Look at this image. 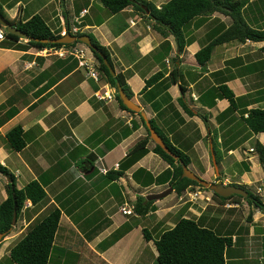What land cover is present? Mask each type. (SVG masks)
Instances as JSON below:
<instances>
[{"label": "crops", "instance_id": "0c3cea01", "mask_svg": "<svg viewBox=\"0 0 264 264\" xmlns=\"http://www.w3.org/2000/svg\"><path fill=\"white\" fill-rule=\"evenodd\" d=\"M147 1L159 8L168 0ZM0 5L13 21L38 14L60 35H92L105 46L113 68L132 91V100L152 119L156 131L189 157L187 166L193 173L209 182L247 187L257 183L262 192L257 193L256 186L248 190L264 202V171L256 153L249 150L255 141L264 144V132H251L244 121L248 109L264 107V41L219 43L208 61L200 64L195 53L230 25L229 16L214 12L197 17L184 28L185 44L180 49L173 35L154 28L146 8V14L131 5L110 13L99 0H64L63 4L60 0H0ZM242 15L251 27L264 29V0H247ZM9 42L0 40V164L17 188L37 180L46 192V198L35 205L26 201L21 212L28 206H36L37 211L25 228L53 207L61 212L47 264H149L157 255L153 240L174 226L169 219L182 205L180 217L231 237L225 264H264L263 213L244 197L213 199L211 190L190 186L187 190L202 192L191 202L170 204L173 195L169 194L177 198L172 190L153 200V210L144 215L122 213L123 203L134 205L137 197L147 199L148 194L169 187L167 177L145 183L149 175L155 177L170 168L152 150V140L142 157L113 178L118 170L115 164L147 135L141 115L121 108L115 89L89 76L77 58L50 55L43 50L51 47H32L24 38ZM81 48L92 58L86 45ZM221 84L233 92L234 107L217 96ZM105 90L111 99L96 98L97 92ZM15 126L21 127L25 141L19 151L10 148L6 138ZM215 156L219 159L216 169ZM100 167L111 173H103ZM233 168L237 170L229 173ZM4 175L8 181L0 183V203L7 197L10 181ZM244 204L248 212L235 215L234 207ZM210 208L212 213H204ZM214 214L220 216L217 223ZM8 251L0 246V263L8 258Z\"/></svg>", "mask_w": 264, "mask_h": 264}, {"label": "trees", "instance_id": "16d2710c", "mask_svg": "<svg viewBox=\"0 0 264 264\" xmlns=\"http://www.w3.org/2000/svg\"><path fill=\"white\" fill-rule=\"evenodd\" d=\"M64 0H60L63 4ZM101 4L106 7L110 13H116L123 8L131 5L136 11L141 14H146L144 8L148 9V17L154 21V28L159 33L166 36V34L173 35L178 48H183L185 44L184 28L187 27L197 17H205L213 14L214 12L221 13L229 16L231 23L228 27L223 28L217 35L213 37L207 44L203 45L196 53L195 57L200 64H205L210 58L212 49L215 45L231 40L238 41H264V29H257L251 27L243 18L242 8L246 4L247 0H168L161 4L159 8L153 6L147 0H99ZM0 12L10 21L11 24L25 32L29 37L36 38L28 39L27 44L29 46L41 49L47 47H60L69 46L73 47L74 41L71 43H52L42 42V39H55L60 37V32L52 30L45 20L38 14H33L24 21L10 20L4 13L3 8L0 5ZM0 27H3L0 25ZM4 28V27H3ZM5 30V38L9 43H14L21 38L17 35L11 34ZM85 33H76L80 36ZM91 42L96 46V51L91 52L97 62V71L99 80L109 83V85L115 89V98L119 106L133 114L139 113L128 110L118 97L116 90V81L120 82L123 90L128 97H132L133 93L126 83L121 73L111 75L109 69L103 63L102 58L98 55V51H102L111 66L110 56L105 48L101 45L92 35H89ZM74 60V59H73ZM160 73L154 74L148 78L146 85L152 83ZM220 93L217 95L226 98L229 101L230 107L235 105V96L233 92L228 89L227 86L221 84L218 86ZM141 120L143 121L142 117ZM152 127V119H149ZM247 127L251 132L259 133L264 132V107H254L247 110V116L244 118ZM145 125V122H144ZM147 135L138 140L136 144L131 147L127 154L124 156L120 164H118V170L113 172V178H116L123 174L126 168H129L136 160L142 157L147 152L146 144L150 140L148 129L145 127ZM160 134V133H159ZM162 139L168 148L177 154L178 159H174L171 155L167 154L159 145L154 144L152 150L159 155L164 161H166L168 167L159 175L153 177L149 175L146 184L159 183V181L167 177L169 187H172L177 194L183 192L190 186H199L202 189V185L198 184L195 180L182 177V165L179 162L181 160L184 164H189V157L176 148L172 143L163 135L160 134ZM7 142L13 150L19 151L24 145L23 132L20 126H15L6 133ZM253 152L256 153L258 161L264 171V144L259 141L253 143ZM214 153H216L214 149ZM216 163H219V159L215 156ZM99 169V167H97ZM142 169H139V171ZM105 172V174L108 173ZM0 172H3L10 178V181L6 184L7 197L0 203V232L7 236L13 226L12 217L13 210H16L15 223L24 207L26 201H30L35 205L38 202L46 198V192L42 184L37 180H32L24 185L22 188H17L14 183L13 177L7 171L5 167L0 164ZM111 173V172H110ZM108 173V175L110 174ZM246 190V185L237 184ZM212 196L217 199L226 200L229 198H242L237 194H231L227 197H222L215 192H212ZM248 203L259 207L263 213L264 218V202L253 193L248 190V195L244 197ZM153 200H147L144 197H137L134 204V211L140 215H144L153 210ZM60 210L57 207H53L48 210L46 214L36 218L29 226L25 234L15 242L8 251V261L10 264H47L49 256L52 251L53 241L60 218ZM143 235L146 239L150 240L149 233L143 229ZM116 238L106 240L105 246H108V242L115 241ZM1 244V242H0ZM157 255L155 257V264H225L224 253L227 247L231 244V237L222 236L215 233L212 229L203 226L191 218L179 217L174 226L161 232L159 237L153 240Z\"/></svg>", "mask_w": 264, "mask_h": 264}, {"label": "water", "instance_id": "95a60500", "mask_svg": "<svg viewBox=\"0 0 264 264\" xmlns=\"http://www.w3.org/2000/svg\"><path fill=\"white\" fill-rule=\"evenodd\" d=\"M0 25H2L4 28H6L7 32L14 34V35H17V36L24 38L26 40H28V39L38 40L36 38L29 37L25 32H23L22 30H20L19 28H17L13 24H11L10 21L1 12H0ZM41 41L42 42H52V43H63V44L71 43L74 41H79L81 43H84L86 46H88L93 51H96V49H97L96 46L91 42V39H90L88 34H83V35L77 36L75 34H71L68 32V33L61 35L58 38L50 39V40L42 39ZM98 55L102 58L103 63L109 69L111 75L114 76L116 74V71L111 66L106 55L102 51H98ZM116 90H117L118 97L121 100L122 104L128 110L138 112L141 115V117L143 118V120L145 122V126L148 129L150 139L155 144L159 145L167 154L171 155L174 159H178L177 154H175L174 152H172L168 148V146L165 144V142L162 139V137L160 136V134L152 127V125H151L150 121L148 120V117H147L146 113L144 112V110H142L141 107L132 100V98H130L126 95V93L123 90L120 82H118V81H116ZM179 162L182 165V174H181L182 177L193 179L198 184L202 185L204 188H208L212 192H215L222 197H227L231 194H237V195H240L242 197H246L248 195V191L245 188H243L237 184H223L222 182H209V181L203 179L202 177L196 175L195 173H193L188 168V166L186 164H184V162H182L181 160H179ZM213 163H214L215 169H216L217 166H216V160L215 159H213ZM217 174H218V172H217ZM170 192H172V187H168L167 189H165L161 192H158V193L148 194L146 196V198L148 200H156V199L165 197ZM15 218H16V210L14 209L13 210V217H12V226L15 223ZM4 236H5V234L0 232V242L2 241Z\"/></svg>", "mask_w": 264, "mask_h": 264}, {"label": "rangeland", "instance_id": "374dc122", "mask_svg": "<svg viewBox=\"0 0 264 264\" xmlns=\"http://www.w3.org/2000/svg\"><path fill=\"white\" fill-rule=\"evenodd\" d=\"M155 1H157L158 2V0H155ZM32 5H34V3H32ZM7 16L9 15V13H7L6 14ZM4 40V39H3ZM83 45H85L84 43H78V45L76 46V47H79V48H81ZM87 47V50L89 51V47L88 46H86ZM82 49V48H81ZM88 54H90V55H92V53L89 51L88 52ZM87 56V54H85V57ZM92 58L93 59H95L94 57H93V55H92ZM95 61V64H96V66L98 65L97 64V62H96V60H94ZM96 98H98V99H103V98H99L98 96H96ZM151 140V139H150ZM245 145H247V143H245ZM244 145V146H245ZM227 161H229V159L228 160H224V162H227ZM195 162L196 163H198V159L196 158L195 159ZM253 162L256 164V168H257V171L259 172V167H258V165H257V161L256 160H253ZM235 165V164H234ZM99 167V166H98ZM239 168H241V167H239ZM234 169V170H233ZM232 169V171L231 170H229V173H233L235 170H237V169H235V168H233ZM223 170V169H222ZM228 170V169H227ZM239 170V169H238ZM262 171V170H261ZM223 172H224V174H226V171L225 170H223ZM223 177V175L221 174V178ZM220 178V179H221ZM251 179V178H250ZM239 180V179H238ZM251 180H254V179H251ZM8 181V179H7V177L4 175V174H2V173H0V183H3V184H5L6 182ZM253 186H257V183H254L253 185H248V187L247 188H252ZM205 190H207V189H205ZM175 192V191H174ZM171 195H173V196H171ZM202 195V192L200 193V196ZM208 195V194H207ZM262 195H263V193H262ZM169 197L171 196L172 197V200H171V202H170V204H174L175 203V200L177 201L178 199L175 197V194H169L168 195ZM208 196H210V195H208ZM213 197V199L215 198L214 196H212ZM217 199V198H216ZM262 199L264 200V198L262 197ZM204 202H206V200H204ZM175 204H179V203H175ZM24 206H26V203H25V205ZM39 207V206H38ZM182 208H180V210H178L172 217H171V219H169V222H171V221H173V222H176L178 219H179V217H180V215H182L183 213H184V209H185V207H184V205H182L181 206ZM229 207H231V206H229ZM233 207V206H232ZM252 207V206H251ZM28 209L30 210V213H28ZM37 208H36V206L35 207H31V206H28V207H26V208H24L23 209V211L21 212V215H20V217L18 218V221L16 222V223H14V228H13V230L11 231V233L8 235V236H5L3 239H2V241H1V244H0V246H2L3 248H6L7 250L15 243V242H17L24 234H25V232L27 231V229L29 228V226L33 223V221L36 219H34L32 222H30L28 225H27V227L25 228V225L27 224V222H28V220L31 218V216H32V214L34 213V212H36L37 210H36ZM211 209L212 208H210V210H207V211H205L204 213H206V214H209V213H212L211 212ZM248 206L246 205V204H244V205H241V206H238V207H234V210H233V213L235 214V215H241V214H243V215H245L247 212H248ZM223 211V210H222ZM45 212V211H44ZM43 212V213H44ZM43 213H41L40 215H42ZM215 213V212H214ZM245 213V214H244ZM39 215V214H38ZM39 215V216H40ZM219 218H220V216L218 215V214H214V217L212 218V219H214V223H217L218 221H219ZM169 227V226H168ZM166 228V226L164 225V227L163 228H161L158 232L160 233L163 229H169V228ZM25 228V229H24ZM157 236H158V234H157ZM159 237V236H158ZM157 237V238H158ZM154 238H156V237H154ZM3 262L5 261L6 262V264H10L9 263V261H8V259H6V258H4V259H1ZM3 262L2 263H0V264H3ZM149 264H155V259H149Z\"/></svg>", "mask_w": 264, "mask_h": 264}, {"label": "built area", "instance_id": "2783aa9c", "mask_svg": "<svg viewBox=\"0 0 264 264\" xmlns=\"http://www.w3.org/2000/svg\"><path fill=\"white\" fill-rule=\"evenodd\" d=\"M5 38V30L4 28L0 27V40ZM45 53H48L50 55H55L59 58H65L68 56L75 57L79 60V64L84 66L86 69V72L89 76L93 77L95 80H98V71H97V66L95 64V61L93 58H90L88 56L85 57V50L84 48H79L76 47L75 45L73 47L69 46H60V47H51L43 50ZM96 96L99 98H107L111 99L112 94L110 91L105 90L102 93L97 92ZM250 151H253V148L249 149ZM116 169L118 168V163L115 164L114 166ZM100 170L105 173L107 172L108 169L106 168H101ZM263 191L262 186H256V192L260 193ZM200 188L195 189V190H184L180 194L177 195V201L178 203H186V202H191L192 200H195L200 197ZM127 202L123 203L121 206V212L124 214H131L134 210V205H130Z\"/></svg>", "mask_w": 264, "mask_h": 264}, {"label": "clouds", "instance_id": "9594fccd", "mask_svg": "<svg viewBox=\"0 0 264 264\" xmlns=\"http://www.w3.org/2000/svg\"><path fill=\"white\" fill-rule=\"evenodd\" d=\"M93 57H94V56H93ZM94 60H95V59H94ZM257 186H259V185H257ZM186 189H187V188H186ZM186 189H185V190H186ZM247 191H248V190H247ZM179 194H180V193H179ZM177 195H178V194H177ZM4 237H5V236H4Z\"/></svg>", "mask_w": 264, "mask_h": 264}]
</instances>
